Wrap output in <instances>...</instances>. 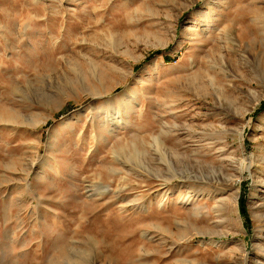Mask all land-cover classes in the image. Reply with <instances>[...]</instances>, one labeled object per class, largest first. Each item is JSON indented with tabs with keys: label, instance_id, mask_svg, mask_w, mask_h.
Wrapping results in <instances>:
<instances>
[{
	"label": "rangeland",
	"instance_id": "rangeland-1",
	"mask_svg": "<svg viewBox=\"0 0 264 264\" xmlns=\"http://www.w3.org/2000/svg\"><path fill=\"white\" fill-rule=\"evenodd\" d=\"M263 22L0 0V264H264Z\"/></svg>",
	"mask_w": 264,
	"mask_h": 264
},
{
	"label": "bare ground",
	"instance_id": "bare-ground-1",
	"mask_svg": "<svg viewBox=\"0 0 264 264\" xmlns=\"http://www.w3.org/2000/svg\"><path fill=\"white\" fill-rule=\"evenodd\" d=\"M211 21H212V20H211ZM211 21L208 22V26H207V30H209V31H208L209 33H210L212 30H214V31L217 30V29H214V28H213V27H214V26H213V22H211ZM261 26H262V28L260 27V28H261L260 31H263V34H264V22L262 23ZM261 36H263V35L261 34ZM263 38H264V37H263ZM229 40L231 41L232 39L229 38Z\"/></svg>",
	"mask_w": 264,
	"mask_h": 264
}]
</instances>
